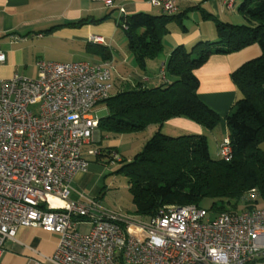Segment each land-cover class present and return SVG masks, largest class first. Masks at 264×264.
Returning a JSON list of instances; mask_svg holds the SVG:
<instances>
[{
	"label": "built area",
	"instance_id": "2783aa9c",
	"mask_svg": "<svg viewBox=\"0 0 264 264\" xmlns=\"http://www.w3.org/2000/svg\"><path fill=\"white\" fill-rule=\"evenodd\" d=\"M126 14L115 0H101ZM184 0H151L174 14ZM234 0H225L227 8ZM101 40V39H97ZM5 54L0 52V62ZM37 76L0 80V259L21 226L57 233L50 256L26 264H248L264 257V207L235 212L195 205H165L140 220L110 212L96 200L72 199L71 181L86 171L83 145L98 128L96 108L112 89L111 61L37 60ZM165 80V67L160 69ZM232 158L229 137L217 149ZM111 156L118 158L117 151ZM255 190H250L251 199ZM56 200L57 203H54ZM84 223L88 231L76 226Z\"/></svg>",
	"mask_w": 264,
	"mask_h": 264
},
{
	"label": "trees",
	"instance_id": "16d2710c",
	"mask_svg": "<svg viewBox=\"0 0 264 264\" xmlns=\"http://www.w3.org/2000/svg\"><path fill=\"white\" fill-rule=\"evenodd\" d=\"M236 9L242 19L239 23L213 18L217 41L176 45L164 66L165 80L161 78L158 85L150 87L138 81L122 86L115 82V91L101 103L108 114L99 118L98 129L109 136L152 124L160 126L172 117H185L213 129L220 117L199 98L194 71L214 54L232 53L253 44L261 49L231 74L241 97L225 117L230 160L210 154L204 133L170 135L160 128L133 157L120 158L117 171L128 177L136 213L146 218L165 205L201 206L206 198L211 200L213 214L253 209L258 200L250 198L252 189L264 199V0H238ZM172 19L180 20L176 14L138 11L116 20L142 68L162 52L165 24ZM103 61H111L109 52Z\"/></svg>",
	"mask_w": 264,
	"mask_h": 264
},
{
	"label": "crops",
	"instance_id": "0c3cea01",
	"mask_svg": "<svg viewBox=\"0 0 264 264\" xmlns=\"http://www.w3.org/2000/svg\"><path fill=\"white\" fill-rule=\"evenodd\" d=\"M224 1H181L174 13L179 15L180 20L172 19L165 24L162 52L156 58L147 60L145 69L135 59L140 73H134L130 81L122 70L119 72L120 76H117L119 64L116 63L112 51L117 33H125L116 24L117 11L105 7L101 0H0V52L5 54L4 61L0 62V80L9 79L14 74L35 78L37 60L100 63L104 60V54L109 52L113 64V85L116 79H119L118 83L122 86L133 85L138 81L150 87L156 86L161 81L160 75L151 78L150 74L144 72L149 61L156 60L160 72L176 45L189 47L198 40L216 39L213 18L235 23L239 20L240 14L236 13L238 0H234L231 8H227ZM115 3L123 6L126 14L138 11L162 13L151 0H115ZM260 53V47L253 44L232 53L214 54L194 71L199 81V98L220 117L213 129H207L185 117H172L160 126L152 124L143 130H146L148 135L158 128L163 132L164 127H168L171 135L204 133L208 142L212 139V148L216 155L218 144L228 137L225 117L241 97L231 74L241 64ZM96 130L83 145L84 154L88 149H95L92 148V141L100 142L101 137L110 138L108 133L98 128ZM209 135L212 138L209 139ZM109 147H114L118 154L115 145ZM86 156L90 163L91 155ZM89 168L88 165L86 171L74 175L71 181L72 199L98 202L96 197L86 191V187L93 184ZM257 197L255 191L254 198ZM255 207L260 208L257 205ZM58 240L57 233L45 231L40 227L21 226L17 229L14 240L6 241L0 264H26L31 257H39L36 252L50 256L55 251ZM248 264H264V257L253 259Z\"/></svg>",
	"mask_w": 264,
	"mask_h": 264
},
{
	"label": "rangeland",
	"instance_id": "374dc122",
	"mask_svg": "<svg viewBox=\"0 0 264 264\" xmlns=\"http://www.w3.org/2000/svg\"><path fill=\"white\" fill-rule=\"evenodd\" d=\"M236 13L238 15L240 14V12L238 11ZM240 16L241 15H239V20H237V23L241 22L242 20ZM215 41H217V39H213L211 42ZM114 42L115 44L112 48V51L114 57L117 60L116 63L119 64L116 74L119 77V72H121L122 70L125 72L128 80L131 81L134 73H140L135 63V56L126 46L127 38L121 31L117 33ZM254 45L256 47H259L257 44ZM144 72L147 75L150 74L151 78L155 77V75L156 77L158 76V74L160 75L156 60L149 61V65ZM160 78H162L161 75ZM116 80V82L118 83L119 79ZM156 83L158 84V82ZM114 91L115 88H112L111 93H113ZM95 110L98 118L105 117L108 114L107 108L102 104L98 105ZM163 132H166V134H170L168 127H164ZM151 135L152 133H149L148 135V132H146V130H139L119 135L111 134V136H109L110 138L101 137L100 142L92 141V148L103 149H98L99 155L89 157L90 170H88L93 184L90 187H86V191L97 198L101 208L110 212L119 213L123 216H128L129 218H132L134 220L146 219V216L136 213L135 206L132 201V196L128 188V177L124 173L117 171V165L120 158L128 159L139 152L142 149L144 142ZM210 138H212L211 135H209V139ZM212 143V139H210V141L208 142V148L210 154L212 156H215V151L212 148ZM110 145H115V147L117 148L118 158H114L111 156V151L114 150H111L110 152L104 150V148H107ZM257 200L258 207L264 206V199L258 196ZM200 204L201 207L210 211V199H203ZM239 211H241V209H239ZM76 229L78 232L84 233L88 231L89 226L85 225L84 223H78Z\"/></svg>",
	"mask_w": 264,
	"mask_h": 264
},
{
	"label": "bare ground",
	"instance_id": "6f19581e",
	"mask_svg": "<svg viewBox=\"0 0 264 264\" xmlns=\"http://www.w3.org/2000/svg\"><path fill=\"white\" fill-rule=\"evenodd\" d=\"M96 131H97V130H96ZM53 202H54V203H57V201H56V200H53Z\"/></svg>",
	"mask_w": 264,
	"mask_h": 264
}]
</instances>
